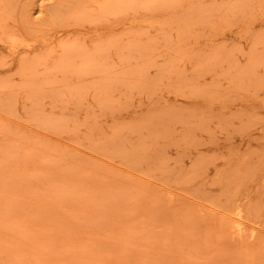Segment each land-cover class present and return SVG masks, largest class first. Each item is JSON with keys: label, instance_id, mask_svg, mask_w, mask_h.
Returning a JSON list of instances; mask_svg holds the SVG:
<instances>
[{"label": "rangeland", "instance_id": "rangeland-1", "mask_svg": "<svg viewBox=\"0 0 264 264\" xmlns=\"http://www.w3.org/2000/svg\"><path fill=\"white\" fill-rule=\"evenodd\" d=\"M0 264H264V0H0Z\"/></svg>", "mask_w": 264, "mask_h": 264}]
</instances>
